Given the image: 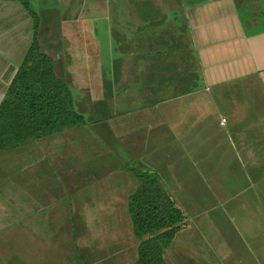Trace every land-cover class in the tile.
Wrapping results in <instances>:
<instances>
[{
    "label": "crops",
    "instance_id": "0c3cea01",
    "mask_svg": "<svg viewBox=\"0 0 264 264\" xmlns=\"http://www.w3.org/2000/svg\"><path fill=\"white\" fill-rule=\"evenodd\" d=\"M24 1L0 0V104L34 38L41 39L75 108L82 102L111 106L103 121L118 129L105 126L110 141L99 161L87 152L85 160L81 151L72 156L71 186L61 171L72 165L49 155L48 141L56 136L0 152L9 158L0 195L19 201L11 186L17 168L23 180L18 192L32 205L0 213V264H134L139 242L129 198L140 181L126 171L134 168L129 163L154 172L175 204V197L181 200L188 225L167 249V264L179 233L183 237L190 227L195 231L182 258L202 260L190 249L206 224L197 218L207 213H225L248 237L261 230L254 222L264 213V99L230 108L211 92L264 84V0H102L104 7L97 5L101 0ZM97 17L111 39L109 68L100 61L99 30L92 24ZM116 100L122 108L113 111ZM85 138L97 147L95 134ZM221 155L234 156L233 169L246 172L245 181L211 164ZM29 184L39 188L33 197ZM66 189L71 194H63ZM54 191L66 213H45L44 198Z\"/></svg>",
    "mask_w": 264,
    "mask_h": 264
},
{
    "label": "rangeland",
    "instance_id": "374dc122",
    "mask_svg": "<svg viewBox=\"0 0 264 264\" xmlns=\"http://www.w3.org/2000/svg\"><path fill=\"white\" fill-rule=\"evenodd\" d=\"M97 5L104 7L105 4H104V1L101 0L97 2ZM47 14L49 15V13H44V12L39 13L38 12V15L40 16L41 15L46 16ZM100 19H104V18L97 17L96 20L92 22V24L95 25L97 29L99 30L98 40H99V46H100L99 48H100V53H101V57H100L101 64L105 66L106 68H109L111 66V63H110L111 59L109 56L111 54L110 53L111 39H110L109 31H108L106 24ZM52 33L54 32L50 31L49 33V35L51 34L49 36V44H52L53 46V43L55 42H52V40L55 39V35H52ZM39 40L40 41L38 42V45L40 47V51L43 53L44 49H46V44H45V41L42 42L41 39ZM58 73L60 74V72ZM100 79H103V77L101 76ZM258 81H251L252 85L250 87L249 86H230L228 88H225L226 90L222 92L218 91L217 93L216 92H211V93L216 94V99L218 98H220V100L222 98L225 99L226 104L230 108H232V104L234 106V104L235 103L238 104L240 100L245 101L251 97H255L258 99H264V84H262L261 80H258ZM72 82L73 80L69 77L68 83L72 85ZM254 84L256 85L260 84L259 86L261 89L257 87L256 90L254 91ZM234 87H238V88H234ZM254 92H255V95H254ZM210 95L214 98V95L212 94ZM112 108H113V111L120 110L122 108L121 101L116 100ZM75 109L79 115L84 116L83 121L85 122V126H78L70 130L64 131L59 136H56L53 139L49 140L48 141L49 145H47L51 149V152H49V155L51 157L53 156L57 158L59 157V159H64L66 164L70 163L72 165L73 163H76L74 162L72 156H77V158H79L78 152L81 151L80 155L83 157L84 160L86 158V154L84 153L87 152L88 154H91L92 156L96 157V159L99 161L100 160L99 155H101L100 156L101 158L103 155L102 153L106 152V148H105L106 145L104 144V142L110 141V139L104 138L106 133H107V136L109 137L108 132H106L105 130V126L109 127V129H111L113 132H115L118 129L117 126L103 121L104 116L107 115V111L108 113L111 111V106L104 105V104L89 105L88 103L82 102V103L76 104ZM92 133L96 135V141L94 139H92V141L96 142L97 147H95V144L93 145L90 144L91 139L85 138L86 136H90ZM117 136L119 137L118 134ZM102 137L104 139H102ZM113 141L115 143H118L116 140H113ZM40 147L42 148V146ZM99 147H100V151L96 154L95 151L96 149H99ZM224 148L229 150L228 145L224 146ZM82 149L85 151L82 152ZM114 151L115 150L113 149V152ZM111 154L112 153H109L108 155H111ZM233 160H234V156L226 155L222 159V155H221L217 157L216 159L212 158L211 164L214 167L215 166L219 167L221 171H224L226 173V175H233L234 173L237 174V172L233 169V166H232ZM8 161H9L8 154H0V184L2 183L1 177L3 176V174H5L6 176L8 174L9 166L7 167V164H6ZM15 162L20 163L21 161H15ZM1 164H4V165H1ZM50 165H54V163L53 164L50 163ZM129 165L133 166L134 170H142L144 168L142 167L143 165H139V164L132 165V163H129ZM72 166L65 165L64 167H62L63 170L61 172H62V178L64 180L69 181L76 176V172H74V169H73L75 168V165H72ZM65 171L67 172L65 173ZM11 175H12V178H14L17 181L16 182L17 185L21 181H23L21 180V178L20 180H18L17 178L18 176L21 177L22 175V173L17 172V168L12 170ZM238 176L242 177V180L245 181V176L248 177V174L245 172V174H242V176L241 175H238ZM111 179H114V177H112ZM72 181H69L68 183L69 186H71ZM12 184L13 183H11V186L15 188L14 194L19 201L17 202L14 200L9 201L5 197V194H1L0 195V213H4V211L10 210V207H9L10 205L11 206L15 205L14 207H15L16 212H18V208H20L21 204L27 203L28 208L29 209L32 208V205L29 202L30 199L27 196L25 197L24 194L18 192L19 187H17L16 184L15 185H12ZM43 186L44 187L47 186L45 182L43 183ZM161 186L166 192H168L167 191L168 188L165 187L162 183H161ZM1 187L3 189V185H0V188ZM84 187H87V191H89L90 188H88V186H84ZM26 189L28 190L31 197H33L34 191L39 190V188L37 187H31L30 184L28 185ZM69 190L70 189H66V193L63 192V194H71ZM176 194H177V191L175 190V195ZM25 199L27 200L26 202H25ZM175 199H176V202L180 204L181 200L176 197ZM62 201L63 199H61L59 195H55V191L51 193V195H47V197L44 198V202H43L44 205L48 206V208H45L44 210L45 213H66L64 211V205H62ZM177 203H176V207L178 208ZM101 207L102 205H100L98 208H101ZM73 209L69 208V211L71 213H78L76 210L74 212ZM98 211L102 212V210L100 209H98ZM63 219L64 218L62 217L61 222L63 221ZM186 219L187 218H184L181 224V230H184L186 226L188 225V223L185 222ZM197 219H202V220L205 219L206 224L202 225L199 229H197L200 231L199 235L196 236L199 239V242L194 241L192 243V246L194 247L193 249H190V250L194 257L196 256L201 257L202 260H198V261L192 260L193 261L192 262L188 259L182 258V254L183 252H185V250H182L184 246V242L189 237H191L195 231V230L192 231V228L190 227V231L187 232L188 234L185 233L183 237H182V234L179 233L180 235H178L177 237L176 246L173 247V249L167 255V260L169 261L170 264H264V213H262L254 222L261 227V230H258L257 228H255L253 230V235H250V237H248L246 233L241 231L240 228L237 227L236 223L233 222V220L229 216H226L225 213H207L205 217H200ZM190 224H192V222H190ZM253 227H254V224L252 228ZM57 238L58 237H56L55 240ZM188 251L185 254L186 256H189ZM177 252H181V254H178ZM136 258L138 259V250L136 252Z\"/></svg>",
    "mask_w": 264,
    "mask_h": 264
},
{
    "label": "trees",
    "instance_id": "16d2710c",
    "mask_svg": "<svg viewBox=\"0 0 264 264\" xmlns=\"http://www.w3.org/2000/svg\"><path fill=\"white\" fill-rule=\"evenodd\" d=\"M83 119L71 91L55 74L52 59L40 51L34 38L0 104V152L85 126ZM126 171L140 181L129 198V215L139 242L134 264H167L165 253L181 230L184 215L154 172L147 168Z\"/></svg>",
    "mask_w": 264,
    "mask_h": 264
},
{
    "label": "built area",
    "instance_id": "2783aa9c",
    "mask_svg": "<svg viewBox=\"0 0 264 264\" xmlns=\"http://www.w3.org/2000/svg\"><path fill=\"white\" fill-rule=\"evenodd\" d=\"M224 124V120L221 122V125H223Z\"/></svg>",
    "mask_w": 264,
    "mask_h": 264
}]
</instances>
